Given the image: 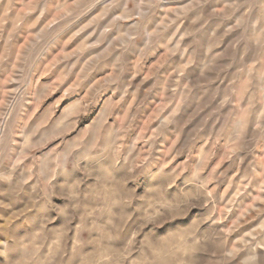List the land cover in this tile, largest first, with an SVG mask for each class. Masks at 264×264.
Returning a JSON list of instances; mask_svg holds the SVG:
<instances>
[{"label": "clouds", "instance_id": "1", "mask_svg": "<svg viewBox=\"0 0 264 264\" xmlns=\"http://www.w3.org/2000/svg\"><path fill=\"white\" fill-rule=\"evenodd\" d=\"M0 264H264V0H0Z\"/></svg>", "mask_w": 264, "mask_h": 264}, {"label": "rangeland", "instance_id": "2", "mask_svg": "<svg viewBox=\"0 0 264 264\" xmlns=\"http://www.w3.org/2000/svg\"><path fill=\"white\" fill-rule=\"evenodd\" d=\"M62 77H58L55 81H53L50 85V95L48 97V100L45 101L47 103L49 100L52 101L51 108H52V118H55V115L61 109L65 103L72 95H74V90L79 91V89L76 87V84H72L71 87H69L63 95L59 94V90L57 88V84L60 83ZM82 99L87 100V96L82 97ZM76 106H73V109H75ZM69 111H72L70 109ZM73 115L79 114L77 111L72 112ZM78 127V123L76 125ZM71 131V129H69Z\"/></svg>", "mask_w": 264, "mask_h": 264}]
</instances>
